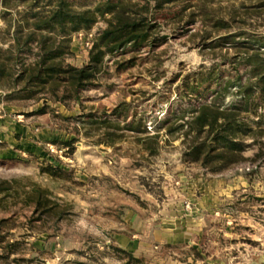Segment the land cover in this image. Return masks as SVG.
I'll list each match as a JSON object with an SVG mask.
<instances>
[{"label": "rangeland", "instance_id": "1", "mask_svg": "<svg viewBox=\"0 0 264 264\" xmlns=\"http://www.w3.org/2000/svg\"><path fill=\"white\" fill-rule=\"evenodd\" d=\"M30 1L0 0V54L15 64L0 81V122L24 126L22 135L14 133V152L2 154L0 143V264H125L113 246L142 264H264V145L212 172L182 161V138L167 131L216 96L218 75L224 83L238 71L244 80L238 61L255 47L264 52V0H190L153 10L148 45L110 54L95 85L66 103L49 95L8 97L22 87L20 49L7 50L15 12ZM69 1L77 9L99 2ZM105 26L99 17L92 28ZM84 32L71 36V65L88 60L95 37L88 41ZM229 90L223 103L237 98L236 88ZM245 120L264 129V106ZM130 121L159 134L156 154L126 129ZM47 163L67 175H48L41 169ZM37 187L48 191L56 212L36 208Z\"/></svg>", "mask_w": 264, "mask_h": 264}, {"label": "trees", "instance_id": "2", "mask_svg": "<svg viewBox=\"0 0 264 264\" xmlns=\"http://www.w3.org/2000/svg\"><path fill=\"white\" fill-rule=\"evenodd\" d=\"M43 1L47 3L44 4ZM182 1L190 0H144L143 3L135 0H99L93 7L77 9L69 0H31L23 10L15 12L18 15L17 28L12 34L15 42L7 50L12 51L15 46L20 49L21 69L18 71L17 82L22 81V87L11 91L8 97L30 100L39 95H49L51 100L61 103L80 100L81 94L95 85L105 59L110 54L124 51L126 46L130 51L139 50L153 39V24L148 17L150 12L160 11L165 6ZM19 2L24 4L27 0ZM7 12L10 11L5 10L3 14ZM99 17L106 19V26L94 36L88 49L87 62L82 66L67 63L66 57L71 55L73 33L89 31ZM233 36L235 35L228 37ZM225 41L215 40L212 44L218 45ZM257 48L251 53L246 52L244 58L238 61V65L245 68L244 80L238 71L224 83L222 76L218 75L216 82L221 88L216 96L210 101L201 102L181 123L167 127L169 134L179 132V137L182 138L185 145L181 154L182 161L199 163L212 172H219L242 160V152L253 144L264 145L260 139L264 135V129L257 125L251 126L245 120L248 114L256 113L257 108L264 106V52ZM0 59L1 81L11 76L15 64L10 62L13 60L12 55L1 57L0 54ZM233 62L235 60L230 61ZM121 67L126 68V63ZM231 86L236 88L234 93L237 98L223 103L224 96L230 94ZM46 107L44 104L38 112H45ZM121 110L122 107L117 106L112 114L118 117ZM102 123L107 127L111 126L108 120H103ZM125 125L126 129L137 133V141L144 151H148L149 155L156 154L158 133L149 134L144 126L132 125V121ZM108 136L111 143L115 138L113 134ZM248 139L252 142H247ZM72 140L63 143L69 147ZM41 169L53 177L67 175L60 165L55 166L53 163H47ZM34 194L38 210L57 211V204L49 198L46 189L37 187ZM2 223L0 221V225ZM112 249L122 254L125 264H142V259L133 252L119 246H113ZM194 251L197 253V250Z\"/></svg>", "mask_w": 264, "mask_h": 264}, {"label": "crops", "instance_id": "3", "mask_svg": "<svg viewBox=\"0 0 264 264\" xmlns=\"http://www.w3.org/2000/svg\"><path fill=\"white\" fill-rule=\"evenodd\" d=\"M4 126L0 122V143H6V147L1 149V153H11L14 152V149L18 144L17 140H15L14 133L22 135L24 131V126L20 124H12L4 122Z\"/></svg>", "mask_w": 264, "mask_h": 264}, {"label": "built area", "instance_id": "4", "mask_svg": "<svg viewBox=\"0 0 264 264\" xmlns=\"http://www.w3.org/2000/svg\"><path fill=\"white\" fill-rule=\"evenodd\" d=\"M78 34H80V33H78ZM95 34L96 33H95L93 28H91L89 31L84 32V35L88 39V41L92 40L93 36H95ZM87 44H89V43L87 42Z\"/></svg>", "mask_w": 264, "mask_h": 264}]
</instances>
